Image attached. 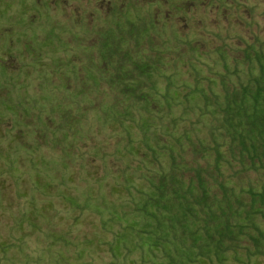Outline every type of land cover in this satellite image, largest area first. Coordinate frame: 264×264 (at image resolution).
Here are the masks:
<instances>
[{
	"label": "rangeland",
	"instance_id": "rangeland-1",
	"mask_svg": "<svg viewBox=\"0 0 264 264\" xmlns=\"http://www.w3.org/2000/svg\"><path fill=\"white\" fill-rule=\"evenodd\" d=\"M186 1L173 5L176 14L183 3L174 18L172 0H0V264H165L149 254L150 242L123 231L138 222L140 175L151 165L141 162L146 148L139 142L149 135L128 117L134 111L139 118V107L114 92L97 68L107 34L119 47L133 46L138 31L154 25L140 37L156 66L144 87L163 94L168 85L213 77L232 66L229 54L246 47L243 42L264 40V0H238L235 10L226 5L220 12L211 0ZM180 34L194 44H179ZM66 73L69 86L61 89ZM162 74L175 75L170 81ZM79 108L90 110L80 117ZM69 121L76 129L58 146L64 140L58 124ZM39 129L50 137L34 134ZM162 161L157 168L169 170ZM127 181L137 188L131 195L120 186ZM236 184L248 186L244 177ZM237 259L264 264V256ZM234 260L229 256V264Z\"/></svg>",
	"mask_w": 264,
	"mask_h": 264
},
{
	"label": "trees",
	"instance_id": "trees-1",
	"mask_svg": "<svg viewBox=\"0 0 264 264\" xmlns=\"http://www.w3.org/2000/svg\"><path fill=\"white\" fill-rule=\"evenodd\" d=\"M211 1L209 5L217 12L226 5L235 10V2L239 3ZM182 4L175 14L173 5L178 6L177 0H172V17H181ZM145 28L138 31L139 38L128 33L136 39L133 46L119 47L120 43L115 42L118 38L107 34L105 43H100L105 50H100L97 68L114 92L121 90L127 104L139 107V118L132 114L134 111L128 117L136 119L131 123L146 126L149 135L139 142L146 148L141 162L148 160L151 164L140 175L145 187L137 189L128 181L120 185L130 195L137 189L143 197L142 205L135 209L138 222L123 231L150 242L149 254L153 259L161 257L165 264H195L202 257L210 264H229V256H234L237 264H245L237 259L241 254L248 259L264 256V40L256 36L254 42L242 41L246 47L229 54L232 66L227 63L223 70L213 72V77L197 79L191 86L168 85L162 94L157 88L144 87L156 68L154 62L147 61L149 50L140 42V37L144 40L142 35L152 32L155 26ZM212 33L223 43L228 40ZM184 37L178 35L177 42L194 44ZM157 50L154 47L152 51ZM64 75L61 89L69 86L65 78L70 77ZM174 75L162 74L170 81ZM98 77L93 71L95 84L101 81ZM194 97L200 103L193 104ZM90 109L79 108L78 114L81 117ZM127 110L130 112L129 107ZM126 122L127 117L119 120L121 125ZM73 126L70 121L58 124L64 139L58 146L67 143L68 132L76 129ZM34 134L50 137L41 129ZM138 147L136 157L142 154ZM63 152L67 155V149ZM162 158L167 160L169 170L157 168ZM239 177L247 180V187L237 186ZM120 234L115 240L121 238Z\"/></svg>",
	"mask_w": 264,
	"mask_h": 264
}]
</instances>
